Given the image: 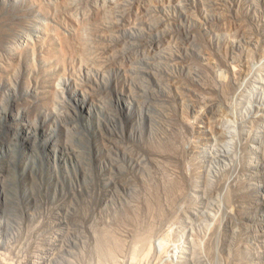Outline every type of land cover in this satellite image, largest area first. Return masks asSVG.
Returning a JSON list of instances; mask_svg holds the SVG:
<instances>
[{"label": "rangeland", "instance_id": "rangeland-1", "mask_svg": "<svg viewBox=\"0 0 264 264\" xmlns=\"http://www.w3.org/2000/svg\"><path fill=\"white\" fill-rule=\"evenodd\" d=\"M8 2L0 262L264 264V0Z\"/></svg>", "mask_w": 264, "mask_h": 264}, {"label": "bare ground", "instance_id": "bare-ground-1", "mask_svg": "<svg viewBox=\"0 0 264 264\" xmlns=\"http://www.w3.org/2000/svg\"><path fill=\"white\" fill-rule=\"evenodd\" d=\"M19 9L20 8H16L12 4H10V2H8V0H1L0 1V47H3L6 43L7 44H10L11 43L12 45L10 47L11 48L14 47V45H13L14 36H15L16 32L21 27L24 26L23 13H21V11ZM29 44H30V42H29ZM29 44H27V46L26 45L25 46L28 48V47H30ZM15 51H16V48H15ZM24 54H25L24 53V49L23 50H20L19 49V55H20V57H19V61L18 60L17 61L19 63H21V64L25 60ZM14 60H15L14 57H10L9 60H8V62L5 61V64L8 65V66H10V64H13L14 63L13 62ZM5 67L6 66L3 65V68L1 67L0 68V71L4 72L3 70L5 69ZM12 67H14V64L12 65ZM18 68H19V66H18ZM13 71H15L14 72L15 73V76L13 75L14 77H18L19 76V73L21 72V71H19L17 69V67H16V70H13ZM0 79H3V76H1ZM3 80H5V79H3ZM101 236H102V239H103V241L105 243H111L112 242V237L110 236V234L108 232H104L103 235H101ZM160 243H161L160 245H162L161 247H164L165 244H166L165 242L164 243L160 242ZM153 244L154 243H153L152 234L146 232L145 234H142L141 237H139V240H137L135 242V244L133 245V247H132V252L133 253L132 254H129L128 253V254H125L123 256V254L118 253V254H120V256L117 258L116 261L117 262H122V264H135L134 263V257H135V254H137V252L139 250V246L145 247V249H146L145 255H147V254L149 255V252L151 250L150 247H152ZM180 255L181 254H178L179 257H183V256H180ZM137 256H138V254H137ZM178 256H176V257H178ZM0 257L5 258L6 257V254L3 251H0ZM26 264H30V263L27 262ZM31 264H41V261H39V259H35V261L31 262Z\"/></svg>", "mask_w": 264, "mask_h": 264}, {"label": "crops", "instance_id": "crops-1", "mask_svg": "<svg viewBox=\"0 0 264 264\" xmlns=\"http://www.w3.org/2000/svg\"><path fill=\"white\" fill-rule=\"evenodd\" d=\"M0 264H3V263L0 262Z\"/></svg>", "mask_w": 264, "mask_h": 264}]
</instances>
